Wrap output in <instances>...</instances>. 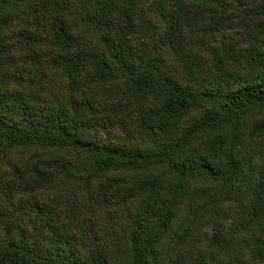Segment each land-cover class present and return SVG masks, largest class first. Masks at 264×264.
I'll use <instances>...</instances> for the list:
<instances>
[{
  "label": "trees",
  "instance_id": "1",
  "mask_svg": "<svg viewBox=\"0 0 264 264\" xmlns=\"http://www.w3.org/2000/svg\"><path fill=\"white\" fill-rule=\"evenodd\" d=\"M0 264H264V0H0Z\"/></svg>",
  "mask_w": 264,
  "mask_h": 264
}]
</instances>
